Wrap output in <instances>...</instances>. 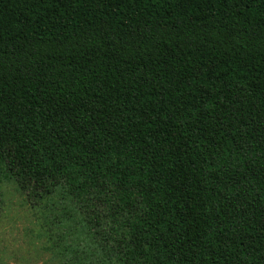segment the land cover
I'll list each match as a JSON object with an SVG mask.
<instances>
[{"label": "trees", "instance_id": "obj_1", "mask_svg": "<svg viewBox=\"0 0 264 264\" xmlns=\"http://www.w3.org/2000/svg\"><path fill=\"white\" fill-rule=\"evenodd\" d=\"M10 181L58 264H264V0H0Z\"/></svg>", "mask_w": 264, "mask_h": 264}, {"label": "rangeland", "instance_id": "obj_2", "mask_svg": "<svg viewBox=\"0 0 264 264\" xmlns=\"http://www.w3.org/2000/svg\"><path fill=\"white\" fill-rule=\"evenodd\" d=\"M0 221V264H58L52 257L47 209L32 204L13 182H5Z\"/></svg>", "mask_w": 264, "mask_h": 264}]
</instances>
